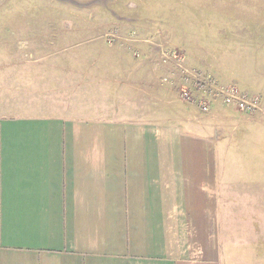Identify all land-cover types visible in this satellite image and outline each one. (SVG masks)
<instances>
[{"label":"crops","instance_id":"1","mask_svg":"<svg viewBox=\"0 0 264 264\" xmlns=\"http://www.w3.org/2000/svg\"><path fill=\"white\" fill-rule=\"evenodd\" d=\"M259 101L0 117V264H264Z\"/></svg>","mask_w":264,"mask_h":264},{"label":"rangeland","instance_id":"2","mask_svg":"<svg viewBox=\"0 0 264 264\" xmlns=\"http://www.w3.org/2000/svg\"><path fill=\"white\" fill-rule=\"evenodd\" d=\"M186 72L261 98L264 0H0V117L155 120Z\"/></svg>","mask_w":264,"mask_h":264},{"label":"built area","instance_id":"3","mask_svg":"<svg viewBox=\"0 0 264 264\" xmlns=\"http://www.w3.org/2000/svg\"><path fill=\"white\" fill-rule=\"evenodd\" d=\"M184 85L181 89L180 98L190 104L197 106L201 112L209 110L206 102V93L209 98L220 97L225 103L235 105L236 109L245 113L246 116L256 112L259 108V98H249L247 94H241L235 88H224L218 86L216 81L211 76H199L191 72H186V77L183 79ZM188 85H190L188 87ZM198 94L199 99H197ZM202 95V96H201Z\"/></svg>","mask_w":264,"mask_h":264}]
</instances>
